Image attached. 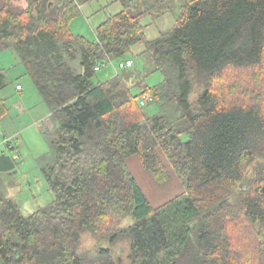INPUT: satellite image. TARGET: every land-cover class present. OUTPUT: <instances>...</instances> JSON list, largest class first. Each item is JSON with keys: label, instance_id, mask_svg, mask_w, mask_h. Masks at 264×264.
<instances>
[{"label": "trees", "instance_id": "16d2710c", "mask_svg": "<svg viewBox=\"0 0 264 264\" xmlns=\"http://www.w3.org/2000/svg\"><path fill=\"white\" fill-rule=\"evenodd\" d=\"M15 1L0 0V50H15L48 108L54 156L43 170L55 198L23 215L0 190V264H117L124 237L129 264H264V0H188L151 39L141 19L171 10L166 0H117L93 38L69 26L88 0ZM137 43L158 83L134 63L96 80ZM134 155L155 188L179 190L155 204ZM85 233L93 250L81 249Z\"/></svg>", "mask_w": 264, "mask_h": 264}, {"label": "rangeland", "instance_id": "374dc122", "mask_svg": "<svg viewBox=\"0 0 264 264\" xmlns=\"http://www.w3.org/2000/svg\"><path fill=\"white\" fill-rule=\"evenodd\" d=\"M13 3L17 4V8L24 6L23 0H16ZM184 3V0L174 1L171 10L157 17L154 14L143 16L141 22L146 25V37L148 39L154 38L160 31L172 28L178 15V8ZM168 6L166 2L162 8ZM120 9L121 4L117 0H88L80 6V13L70 20V29L75 34L93 38L97 25L107 15L114 14ZM143 48L142 43L134 44L131 48L132 52L127 54L126 57L134 63L132 68L137 71L138 77H143L148 85L153 86L162 79V75L159 71H151L146 58L139 54ZM73 64L77 65L78 61L75 60ZM116 64V61H111L104 65L97 72L96 80L102 81L120 72L116 68ZM0 72L5 77V86L1 89L0 94L7 105L6 113L0 117V154L12 155L17 153L18 155V158L15 159L14 171L11 173L0 171V190L19 205L23 215H29L37 209L48 208L55 198L43 170L46 163L51 161L54 156L47 135V130H51L54 126L47 106L42 101L33 81L26 74L25 67L14 49L0 50ZM17 84L21 85L22 89L20 91L16 89ZM132 91L137 92L138 87H133ZM201 91L202 86L194 80L193 89L189 96L192 103L195 102ZM145 109L149 114L161 113L156 103L148 104ZM162 109L163 112H172L169 104ZM5 138H9L13 143L14 147L12 149L4 144ZM128 162L134 175L144 186L147 194L151 195L155 204L162 203L171 196L173 194L170 192L172 189L174 191L179 190H175V187L169 189L165 185L155 188L152 176L143 169L138 156H131ZM173 178L176 180L175 175H173ZM175 182V185L179 187L180 182L178 180ZM180 190H182V187H180ZM129 223H131V218L127 217L121 223V226ZM82 239L90 240L91 245L87 248L82 247L81 241V249L93 250L95 248V240L89 233L83 234ZM100 244L103 246L109 245L107 240L100 241ZM129 248L130 241L125 237L117 240L112 245L117 264H129Z\"/></svg>", "mask_w": 264, "mask_h": 264}, {"label": "built area", "instance_id": "2783aa9c", "mask_svg": "<svg viewBox=\"0 0 264 264\" xmlns=\"http://www.w3.org/2000/svg\"><path fill=\"white\" fill-rule=\"evenodd\" d=\"M132 60L131 59H127V60H121V61H118L117 64H116V68L118 69H121V68H126V67H129L132 65ZM96 69L99 68V66H96L95 67ZM20 85L17 84L16 85V89H20ZM4 144L9 148V149H12L14 147L13 143L11 142V140L9 138H5L4 139ZM11 157L15 160L17 158L16 154H12Z\"/></svg>", "mask_w": 264, "mask_h": 264}, {"label": "water", "instance_id": "95a60500", "mask_svg": "<svg viewBox=\"0 0 264 264\" xmlns=\"http://www.w3.org/2000/svg\"><path fill=\"white\" fill-rule=\"evenodd\" d=\"M15 161L11 158L9 154H0V171H7L11 173L15 168Z\"/></svg>", "mask_w": 264, "mask_h": 264}, {"label": "clouds", "instance_id": "9594fccd", "mask_svg": "<svg viewBox=\"0 0 264 264\" xmlns=\"http://www.w3.org/2000/svg\"><path fill=\"white\" fill-rule=\"evenodd\" d=\"M91 245V241L90 240H86V239H82V247H90Z\"/></svg>", "mask_w": 264, "mask_h": 264}, {"label": "crops", "instance_id": "0c3cea01", "mask_svg": "<svg viewBox=\"0 0 264 264\" xmlns=\"http://www.w3.org/2000/svg\"><path fill=\"white\" fill-rule=\"evenodd\" d=\"M167 1V3H168V5L171 7L172 6V4L174 3V1H178V0H166ZM188 0H184V2H187ZM166 9H167V7H166ZM22 88H20V89H18L19 91L21 90ZM16 154V156H17V158H18V155H17V153H15Z\"/></svg>", "mask_w": 264, "mask_h": 264}]
</instances>
